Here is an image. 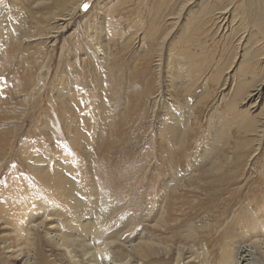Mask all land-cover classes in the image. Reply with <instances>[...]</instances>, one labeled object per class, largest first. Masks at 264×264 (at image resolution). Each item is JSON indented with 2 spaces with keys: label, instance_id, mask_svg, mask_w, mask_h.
<instances>
[{
  "label": "rangeland",
  "instance_id": "374dc122",
  "mask_svg": "<svg viewBox=\"0 0 264 264\" xmlns=\"http://www.w3.org/2000/svg\"><path fill=\"white\" fill-rule=\"evenodd\" d=\"M219 1L0 0V189L13 180L10 193L50 212L47 230L80 240L93 219L96 242L144 227L165 241L147 264H206L192 258L199 241L244 208L264 225V34L241 26L238 7L221 16ZM250 119L256 132L243 126ZM129 218L131 235L120 230ZM2 227L0 257L11 260L18 233ZM236 230L232 246L248 249ZM246 263L264 264L252 248Z\"/></svg>",
  "mask_w": 264,
  "mask_h": 264
},
{
  "label": "bare ground",
  "instance_id": "6f19581e",
  "mask_svg": "<svg viewBox=\"0 0 264 264\" xmlns=\"http://www.w3.org/2000/svg\"><path fill=\"white\" fill-rule=\"evenodd\" d=\"M27 1L32 2L34 0H27ZM218 2H221V1L218 0ZM230 5H233L234 9L237 7L240 8V11H239L240 18L239 19H241V26L244 23L246 26H251L252 28H254L257 31V33L264 34V0L262 1L260 0H224V2L222 3V6L217 7L215 11H217V13H221V16L224 17L225 15L221 11L225 10L226 7H229ZM210 8L212 9V7ZM233 8H230V9L234 10ZM241 33L243 32L242 31L240 32L239 39L236 37L238 39V42H240L243 38V34ZM31 37L27 36V39L28 38L30 39ZM237 48L238 47H236V49ZM251 53H248L247 56L245 54L246 57H243L242 59L243 64H240L239 66V71L243 72L241 76L244 75V71L246 70V68H250L251 65H253V62L255 63L256 61V56H258L257 52L251 51ZM247 71H250V70L247 69ZM252 73H255V72H252ZM262 75H264V72L261 74V76ZM177 77L183 78V74L179 72L177 73ZM255 77H257L256 74H254L253 78L255 79ZM262 79L264 80V76L262 77ZM1 97H3L2 94L0 96V99ZM1 108L2 106L0 105V109ZM252 123L254 124V120H251V119L246 120L243 124V126L245 127V130L246 128L250 127L249 129L250 132H256L257 130L256 127L255 126L251 127ZM7 145L8 143L4 137L3 130L0 129V152L1 150L4 151L5 149L3 148H5ZM3 156L6 157L5 155ZM0 157L2 158V156ZM211 165L212 164H210V166ZM207 168H211L209 170L213 171V168L215 167L212 168V166L211 167L208 166ZM214 176H211V177H214ZM0 177H1V174H0ZM13 182L14 181L12 180L10 184H7L9 186L0 189V222L5 232L9 229L8 227H10L13 233L14 232L18 233V236L14 234V241H13L14 245H10L7 247L6 254L8 255V257L7 256L6 257L7 258L11 257V260H12L13 257L17 259V257L23 256L22 263L20 264H48V257L44 254H41L42 248L47 249V251H50L51 253L50 255L57 257L59 260L62 258L63 263L65 264H147L146 259L154 254V249H155L154 246L157 245L159 249H162V247H164V246H161L162 243H165V241L162 242L163 241L161 240L162 237L158 238V236L156 235H152L148 237L146 233L147 231L144 227L140 228V230L138 231V235L136 237L130 238L127 236L126 238H128V240L125 242L120 241L119 235H118L119 232L117 233L118 230H113L111 235L106 234L107 236L104 239H100L99 242H96L94 238H96V235L98 236L97 230L99 228H98V225L95 224L96 222L94 219L91 222L90 230L87 231L88 232L87 238H84V240H80L74 236L62 235L58 231L50 232L49 230H47V225L49 224L46 223L47 219H50V212H47V213L41 212L43 202L35 201L34 203H31L29 201L30 197L28 196L27 193L22 194L24 195V198L23 196L20 197L22 199L17 198L16 195H18L20 191H16L15 193L9 192L10 185ZM219 194H221V192H219ZM216 199H218L217 195H216ZM261 200H262L263 208H264V198L262 197ZM220 202H223V200L221 199ZM153 203L156 204L157 200H154ZM231 206L232 205H227L225 207V212H229ZM155 207H152V208L155 209ZM74 208L76 210L82 208V203L76 198H74ZM128 210L130 211L131 208L128 207ZM244 210L245 211H241V212L237 211L238 215L241 216L239 219L235 218L232 222H228V223L226 222L225 225L221 228H219V226L216 224L214 227L215 228L214 233L213 231L211 232V229H209L210 232L207 234V237L203 236L202 239L199 241L200 243H203L204 245H201V249L198 250L197 252L198 255L192 256V258L195 260H198L199 262L204 261L206 264L209 261H215V260H218V264H248L246 263V257L247 255H250V249L252 248L258 253L261 261H263L264 263V225L261 222L258 223L259 220H262L261 218L262 214L261 215L260 214L250 215L249 214L250 211L248 208H244ZM165 215L166 213H163V216ZM161 218L162 217H159L156 222L163 223L164 220H162ZM153 219L155 218L153 217ZM187 219L191 220L189 217V218H186L185 221H187ZM175 221L176 220H174L173 222ZM131 222L132 221H130V218H129V221H126L123 224L125 226L123 228L121 227L120 230L127 228V231L129 230L128 231L129 235H131L133 232L132 228L134 227ZM171 225L172 223L170 224V226ZM170 226H168V223H166L165 225L163 224L161 225V228H162L161 230L166 231L171 228ZM236 227L237 228L240 227L241 230L244 229L247 239L251 241L248 249L242 248L238 250L235 248V246H232V244L233 243L235 244V242L237 241L236 239L240 237L239 236L240 233L238 235ZM190 230H189V233L187 232L188 237H191V238L193 236L196 237L197 234L194 235V232H193V234L191 235ZM1 232L3 233V230L0 231V235H2ZM34 232H41L40 233L41 239L37 237L39 241V244L38 243L37 244L39 245V247L38 245H35L34 237H33ZM12 239H13V236H12ZM241 240L243 239L241 238ZM41 241H42V246H41ZM144 247H146V249H144ZM0 248H2L3 250L2 252L4 254L6 246L3 245L2 247L0 246ZM178 252L179 250L176 249L175 260H174L175 263H177L179 261L178 259H180V255L178 254ZM157 255H154V256H157ZM2 258L3 259H1L0 257V264H5V262L7 263L12 262L11 260H8L4 257ZM172 262L173 260L171 262H168V261L161 260L160 258H157L151 264H171ZM12 263L15 264L16 262H12Z\"/></svg>",
  "mask_w": 264,
  "mask_h": 264
}]
</instances>
